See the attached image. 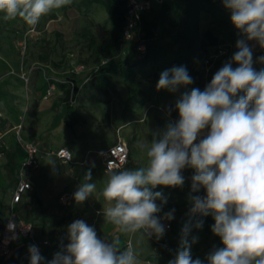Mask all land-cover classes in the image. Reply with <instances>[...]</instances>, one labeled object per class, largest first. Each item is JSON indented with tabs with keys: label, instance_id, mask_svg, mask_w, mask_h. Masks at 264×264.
<instances>
[{
	"label": "rangeland",
	"instance_id": "obj_1",
	"mask_svg": "<svg viewBox=\"0 0 264 264\" xmlns=\"http://www.w3.org/2000/svg\"><path fill=\"white\" fill-rule=\"evenodd\" d=\"M4 17L5 13L0 12V149L18 136L35 142L41 151V166L30 173L33 189L23 200L13 203L17 177L5 168V156L0 158V224L12 214L31 219L37 225L38 238L52 241L40 253L45 264L69 243L67 228L77 219L93 226L100 239L118 241L120 251L131 246L140 264H169L175 258L173 252L177 253L180 247L182 229L194 217L189 215L193 173L188 168L183 170V187L153 189L167 197L160 213L174 209V219L172 228L166 229L161 239H145L140 232H119L102 214L109 205L102 195L108 179L102 152L121 138L130 148L124 168L145 166L147 156L139 142L150 144L154 131L179 118L174 110L175 101L184 91L195 87L194 83L170 93L157 90L153 73H138L128 80L121 73H96L98 39L101 40V30L110 26V16L96 2L87 5L85 0H71L70 4L41 16L35 26L19 16L7 20ZM208 21L205 16L203 27ZM123 57L115 51L116 61ZM79 66H84V70L77 71ZM73 78L79 85L73 106L83 120L70 129L62 106ZM51 86L54 88L49 93ZM209 130L205 129V134ZM60 147L72 150L74 162L62 163L55 158L52 152ZM89 169L93 178L90 182L96 184V190L82 203L73 199L72 205H61L60 195H73ZM156 203L159 205L160 201ZM190 229L189 241L198 238L191 245L193 259L200 258L199 255L206 257L214 247H220L202 228ZM29 256L26 251L15 254L9 264H27Z\"/></svg>",
	"mask_w": 264,
	"mask_h": 264
},
{
	"label": "clouds",
	"instance_id": "obj_2",
	"mask_svg": "<svg viewBox=\"0 0 264 264\" xmlns=\"http://www.w3.org/2000/svg\"><path fill=\"white\" fill-rule=\"evenodd\" d=\"M70 3L0 0V12L5 13L6 20L19 16L35 26L41 16ZM222 3L243 37L236 42L237 51L203 91L193 87L179 96L174 105L178 119L154 131L150 144L139 142L146 152V165L134 170L109 168L102 192L109 202L102 210L107 222L121 233L140 232L145 239L159 240L166 232L162 220L174 219L175 210L163 217L157 215L167 197L153 189L183 187V170H194L190 193L203 189L206 195L190 194L189 215H211V230L220 237L223 247H214L204 260L193 259L191 245L198 238L189 241L191 229L185 224L180 247L169 264H264V67H254L253 47L248 43L255 41L264 48V0ZM255 62L264 64V56ZM193 83L186 66L181 65L162 71L156 88L175 93ZM205 129L210 130L205 134ZM62 153L68 152L63 149ZM92 179L89 169L73 193L75 202L86 201L96 190ZM195 227L202 228L203 220ZM67 233L69 243L46 264H140L131 246L120 251L118 241L100 239L95 228L82 219L68 225ZM29 252L30 264H45L35 245Z\"/></svg>",
	"mask_w": 264,
	"mask_h": 264
},
{
	"label": "trees",
	"instance_id": "obj_3",
	"mask_svg": "<svg viewBox=\"0 0 264 264\" xmlns=\"http://www.w3.org/2000/svg\"><path fill=\"white\" fill-rule=\"evenodd\" d=\"M85 1L87 5L95 2L101 4L110 16V26L101 30V40L98 39L97 44L99 65L95 72L103 75L121 73L128 80L138 73L149 72L158 79L162 71L184 65L193 77L194 86L204 90L215 72L237 51V40L243 38L231 23L230 12L219 0L154 1L151 10L142 13L134 38L127 43L123 53L119 52L124 56L123 59L116 61L115 51H119L120 37L125 24V1ZM205 16H208L209 21L203 27ZM141 45L144 46L143 51L138 49ZM104 59L107 61L102 63ZM196 65L199 67L196 68ZM237 66L233 64V67ZM78 92L79 85L73 78L65 91L62 106L65 123L70 129L83 120L82 115L73 106ZM3 150L6 158L5 168L9 174L17 177L18 182L19 155L12 149ZM188 169L193 173V169ZM191 195L203 196L206 193L201 189L199 193H191ZM6 219L0 224V228L3 227ZM200 220H203L202 228L207 237L223 247L220 237L211 230L214 224L211 215L207 217L195 215L189 227H195Z\"/></svg>",
	"mask_w": 264,
	"mask_h": 264
},
{
	"label": "built area",
	"instance_id": "obj_4",
	"mask_svg": "<svg viewBox=\"0 0 264 264\" xmlns=\"http://www.w3.org/2000/svg\"><path fill=\"white\" fill-rule=\"evenodd\" d=\"M126 3L125 24L120 37L119 52L123 53L127 46V43L131 41L139 26L141 15L143 12L151 10L154 1L160 2L161 0H124ZM222 2V0H219ZM143 51L144 46L138 47ZM261 56H264V49L261 51ZM107 60H102L105 63ZM98 68V66L96 67ZM77 71H83L84 66H79ZM54 88L51 86L49 93ZM17 142L22 145L24 149V155L20 160L18 182L15 186L12 201L18 203L22 200L23 196L33 189V182L30 177V173L36 171L41 166V151L38 145L32 141H24L20 136L17 137ZM8 149L4 144L1 145L0 158L5 155L3 149ZM66 149L68 153H62V150ZM56 159L62 163L74 162V155L72 150L68 147H60L52 152ZM130 157V148L126 141L119 139L115 144L108 147L102 152L103 170L107 173L109 168L113 170L123 169ZM73 195L65 192L60 195L59 202L63 206L72 205ZM160 217H163V213H158ZM167 230L172 228L171 220H162ZM10 225L13 227L10 228ZM35 245L39 252H43L46 248L52 245V241L49 238H38V229L35 223L28 221L20 217L19 215L12 214L9 216L3 227L0 228V264H8L12 257L16 254L18 249H25L30 254V246ZM176 254V252H173Z\"/></svg>",
	"mask_w": 264,
	"mask_h": 264
},
{
	"label": "crops",
	"instance_id": "obj_5",
	"mask_svg": "<svg viewBox=\"0 0 264 264\" xmlns=\"http://www.w3.org/2000/svg\"><path fill=\"white\" fill-rule=\"evenodd\" d=\"M248 43L250 44V46L253 47L254 67H255L257 70H260V68L264 67V64H260V63L255 62V61L257 60L258 57L261 56V51H262V49H264V48H261V47H260L255 41H249ZM179 66H181V65H179ZM158 79H159V78H158ZM158 79H157V82H158ZM5 145L8 147V149H12V150L16 151V152L18 153V155H19V159H20V160L22 159V157H23V155H24V149H23L22 145L19 144L15 138L13 139V141H8V142H6ZM30 175H31V174H30ZM32 182H33V186H34V181L32 180ZM29 192H30V191H29ZM29 192H28V193H29ZM28 193H27V194H28ZM27 194H26V195H27ZM26 195L23 196L22 200L24 199V197H25ZM19 216L22 217L21 215H19ZM22 218H23V217H22ZM23 219L28 220V221H32L31 219H26V218H23ZM32 222H33V221H32ZM33 223H34V222H33ZM36 226H37V225H36ZM202 229H203V228H202ZM203 230H204V229H203ZM204 231H205V230H204ZM23 251H25V249H23V248H22V249H18V251L16 252V255H17V253H21V252H23ZM57 252H59V251H57ZM199 256H200V259H202V260L205 259L204 256H202V255H199ZM10 262H11V260L8 262V264H9ZM27 264H30V260L27 261ZM205 264H206V262H205Z\"/></svg>",
	"mask_w": 264,
	"mask_h": 264
}]
</instances>
